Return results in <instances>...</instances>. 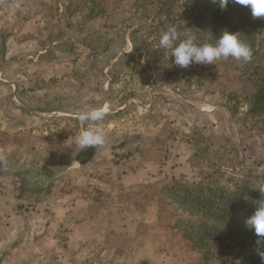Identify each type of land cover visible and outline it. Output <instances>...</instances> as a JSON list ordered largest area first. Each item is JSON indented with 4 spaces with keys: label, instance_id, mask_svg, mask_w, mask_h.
<instances>
[{
    "label": "rangeland",
    "instance_id": "374dc122",
    "mask_svg": "<svg viewBox=\"0 0 264 264\" xmlns=\"http://www.w3.org/2000/svg\"><path fill=\"white\" fill-rule=\"evenodd\" d=\"M252 17L264 18L254 17L250 5L221 8L209 0H0V79L39 98L21 105L43 114L34 119V150L46 157L45 175L59 177L55 194L79 202L92 193L98 198L119 183L117 165L136 171L156 158L167 179L156 196L135 206L120 202L127 199L123 187L105 197L108 218L115 216L124 227L117 234L101 230L73 242L61 227L57 245L45 249L48 264H144L141 259L156 256V264H264L259 238L237 234L217 213L222 201L246 186L259 195H245L244 210H255L263 195L264 117L249 111V100L256 90L251 69L264 62V24L255 26ZM169 25H179L201 44L215 43L225 30L239 32L252 59L179 68L159 45ZM31 41L21 53L8 51ZM92 108L107 109L101 122L107 143L81 165L76 141L91 125L78 115ZM23 145L12 143L11 152L20 155ZM178 164L176 175H167ZM217 196L222 200L199 215L201 198ZM129 206L143 217L139 231ZM110 244L121 246L117 263L109 259Z\"/></svg>",
    "mask_w": 264,
    "mask_h": 264
},
{
    "label": "crops",
    "instance_id": "0c3cea01",
    "mask_svg": "<svg viewBox=\"0 0 264 264\" xmlns=\"http://www.w3.org/2000/svg\"><path fill=\"white\" fill-rule=\"evenodd\" d=\"M34 43L35 41H31V44L20 43L10 47L8 51L21 53ZM38 100L39 98L31 93L29 95L23 91L18 93V86L14 82L0 79V264H48L49 258L45 249L57 245V243L54 245V237L61 227L73 242L86 241L91 232L101 230L102 235L108 231L117 234L124 227L115 224V216L108 218L107 209L104 207L105 197L115 196L116 192L119 193L116 189L123 187L126 189L127 199L120 202L126 200L127 205L131 203L135 206L150 195L156 196L155 192L163 189L167 180L165 174L160 172L162 165L156 158L143 161L140 169L136 171H124L117 165L114 173L119 178V183L113 190H107L100 197H95L97 199L93 198V193L82 202L70 200L69 195L66 196L68 198L56 195L54 190L58 187L55 188L53 184L59 177L45 175L46 157L45 159L43 156L40 157L34 150L36 147L34 141L38 137L35 133L39 129L34 119L42 118L43 114L34 108L28 110L21 105L27 101L37 104ZM12 143L25 144L22 149L24 154H20L22 157L25 155V159L16 161L11 158L20 156L17 151L11 152ZM20 146L17 145L15 149L18 150ZM145 149L155 151L153 147ZM84 151L78 153L77 164L85 163L81 161ZM95 161L99 162L100 158ZM179 168L178 164L167 169V175H176ZM28 176L32 180H29ZM15 180L20 182V185L10 188L9 185ZM128 208H131L134 229L139 231L143 217L134 209L136 207ZM134 215H137V221ZM130 237L133 236L128 234L127 238ZM107 242L108 240H104L103 245ZM134 243L136 246L139 244L138 241ZM110 245L114 248V256H110L109 259L117 263L120 259L118 252L122 251L119 249L121 246ZM157 259L159 256L146 257L140 261L144 264H156ZM99 261L101 260H90L82 264H97Z\"/></svg>",
    "mask_w": 264,
    "mask_h": 264
},
{
    "label": "clouds",
    "instance_id": "9594fccd",
    "mask_svg": "<svg viewBox=\"0 0 264 264\" xmlns=\"http://www.w3.org/2000/svg\"><path fill=\"white\" fill-rule=\"evenodd\" d=\"M213 2L219 3L221 8H226L230 2L250 5L254 17H264V0H213ZM159 45L161 48L170 51L173 58L172 63L179 68H187L193 63L215 64V61L229 57L246 63L252 59L253 55L251 47L241 38V33H233L227 30L215 39V43L205 42L201 44L197 42L194 36H185L179 25H169L162 32ZM106 111V108H92L79 113L78 119L91 125L82 131L77 138L76 143L82 151L103 147L107 143L106 132L101 126ZM260 192L264 194V189H261ZM255 205V210L248 217L246 223L254 228L259 238L256 242L257 245H264V198L256 201ZM258 254L264 259V251L258 248Z\"/></svg>",
    "mask_w": 264,
    "mask_h": 264
},
{
    "label": "trees",
    "instance_id": "16d2710c",
    "mask_svg": "<svg viewBox=\"0 0 264 264\" xmlns=\"http://www.w3.org/2000/svg\"><path fill=\"white\" fill-rule=\"evenodd\" d=\"M210 4H218L214 3L213 0H209ZM233 2L228 3L229 5L232 4ZM250 18V16H249ZM252 21L255 22V26L262 25L264 24V18L257 19V18H251ZM254 26V24H253ZM264 28V26H261V28ZM251 31L248 30L247 32L249 33ZM260 32V30H257ZM255 55V54H254ZM251 79L254 81L256 90L255 92L251 95L249 103H250V108L249 111L254 114L258 115L259 117H264V62L259 63L258 65H255L251 69ZM94 148L93 149H87L85 150L82 155H81V161L91 159L94 155ZM210 194H213V191L210 192ZM245 195H259L258 192H254L253 190L247 188H243L242 193L236 195L234 198H231L230 200H225L222 201V205L217 208V213L219 214L220 217L224 219H228L229 224L235 227V232L238 233H249L250 235H253V240L255 238H258V236L255 233L254 228L250 227L247 225L246 220L248 217L253 213L254 210L246 209L244 210V206L240 204V202L244 199ZM215 196H213L214 199ZM217 199L213 201V199H209L205 201L208 198L202 197L201 201L199 202V215L202 214V216L205 214L204 209L206 205H209L211 207L215 206L214 202L221 201L222 197L217 196ZM264 198V194L259 196V200ZM258 201V200H257ZM208 202V203H206ZM204 213V214H203ZM243 213V214H242ZM201 216V217H202ZM201 228V225H199V229ZM243 230V231H241ZM231 233V232H230ZM248 235V234H247ZM255 236V238H254ZM217 237H215L216 239Z\"/></svg>",
    "mask_w": 264,
    "mask_h": 264
}]
</instances>
